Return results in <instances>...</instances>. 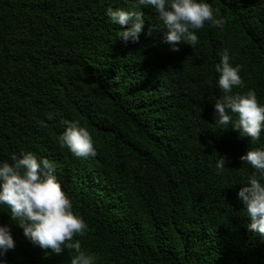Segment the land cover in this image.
<instances>
[{"label": "trees", "instance_id": "obj_1", "mask_svg": "<svg viewBox=\"0 0 264 264\" xmlns=\"http://www.w3.org/2000/svg\"><path fill=\"white\" fill-rule=\"evenodd\" d=\"M207 2L223 26L206 22L193 48L172 51L152 9H141L137 43L117 38L127 26L106 9L134 0H0V161L31 152L51 162L87 225L73 239L95 264H264V237L237 198L254 171L240 157L264 149V132L253 143L214 124L225 49L243 81L233 94L254 89L264 104V0ZM65 120L87 128L94 157L61 146ZM9 216L0 206V224ZM11 233L7 264L75 256L41 249L15 224Z\"/></svg>", "mask_w": 264, "mask_h": 264}, {"label": "clouds", "instance_id": "obj_2", "mask_svg": "<svg viewBox=\"0 0 264 264\" xmlns=\"http://www.w3.org/2000/svg\"><path fill=\"white\" fill-rule=\"evenodd\" d=\"M142 8L155 12L162 28L151 26V29L159 30L162 42L172 51H178L181 44L193 48L198 41L196 32L206 22L215 27L224 24L207 0H134L130 9L109 7L105 13L113 25L127 26L117 36L125 44L139 41L146 24ZM215 71L219 74L216 83L224 95L214 103V124L257 142L264 132V104L258 102L254 89L246 94H233V88L243 81L240 66H232L226 49L220 54ZM63 123L66 128L59 138L61 146L75 157H94L96 150L87 128L78 120ZM10 159L11 164L0 161V206H7L14 223L0 224V264H7L6 253L15 248L12 224L41 249H51L55 254L73 250L71 264H95V256L83 251L80 241L73 239L77 234L83 235L87 225L72 211V203L62 190L51 162L45 158L38 160L31 152L12 154ZM240 160L254 169L237 192L249 220L246 227L264 237V149L248 150ZM225 162V158L219 157L216 167L222 168Z\"/></svg>", "mask_w": 264, "mask_h": 264}]
</instances>
